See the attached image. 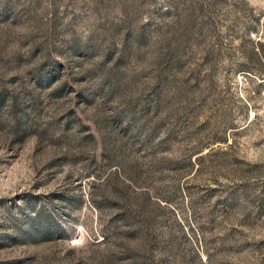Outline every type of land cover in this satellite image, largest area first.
Segmentation results:
<instances>
[{"label": "rangeland", "instance_id": "obj_1", "mask_svg": "<svg viewBox=\"0 0 264 264\" xmlns=\"http://www.w3.org/2000/svg\"><path fill=\"white\" fill-rule=\"evenodd\" d=\"M0 264H264V0H0Z\"/></svg>", "mask_w": 264, "mask_h": 264}]
</instances>
